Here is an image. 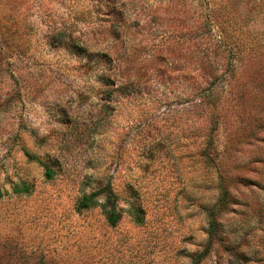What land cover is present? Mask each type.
<instances>
[{
  "label": "rangeland",
  "instance_id": "rangeland-1",
  "mask_svg": "<svg viewBox=\"0 0 264 264\" xmlns=\"http://www.w3.org/2000/svg\"><path fill=\"white\" fill-rule=\"evenodd\" d=\"M0 190V264H264V0H0Z\"/></svg>",
  "mask_w": 264,
  "mask_h": 264
},
{
  "label": "trees",
  "instance_id": "trees-1",
  "mask_svg": "<svg viewBox=\"0 0 264 264\" xmlns=\"http://www.w3.org/2000/svg\"><path fill=\"white\" fill-rule=\"evenodd\" d=\"M27 155H29L30 157H34V156H31V154L28 152H27ZM42 163L45 166L46 176L48 178H51L54 175V170L46 163L44 162ZM13 190L15 193H30L32 191V187L30 184L22 182V183L16 184ZM1 195H2V191L0 190V196ZM100 195H105V199L103 201L99 199ZM117 201H118V198H117L115 191L112 189L110 185H105V186L98 188L97 190L83 194L77 203V209L83 210V209H90L96 206H101L104 213L106 214L109 224L116 225L121 218V212L119 211L117 207ZM219 201H222L224 205L229 201L227 190L222 189ZM132 214L137 223H142L144 221L143 211L141 209L134 208ZM209 217H210L209 227H208L209 239H208L207 246H209L210 243H212V241L215 239L214 233L218 225L217 219H216V210L214 208L213 210H210ZM206 253H207V248L199 252L197 254V257L194 258V261L192 264H200V262L202 261Z\"/></svg>",
  "mask_w": 264,
  "mask_h": 264
}]
</instances>
